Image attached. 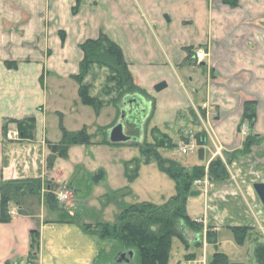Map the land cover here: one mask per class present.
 Here are the masks:
<instances>
[{"label":"crops","instance_id":"1","mask_svg":"<svg viewBox=\"0 0 264 264\" xmlns=\"http://www.w3.org/2000/svg\"><path fill=\"white\" fill-rule=\"evenodd\" d=\"M75 6L76 0H53L51 4L49 0H0V184L28 179H41L43 184L40 195L9 204L10 222H0V264H28L36 235V264L124 262L122 256L127 252L116 241L84 230L105 223L74 224V214H58L61 209L51 208L48 203L51 188L46 185L52 184L58 192L67 190L73 196L71 205H77L78 190L76 181H72L75 172L89 169L94 174L90 184L99 185L108 179V168L117 163L108 161L109 157L132 147L103 144L102 130L119 122L117 110L105 107L96 114L81 103L79 85L73 80L84 57L80 46L100 34L121 48L136 86L151 104L147 119L136 128L141 135L158 129L178 144L176 135L195 128L199 131L195 136H205V146L200 149L205 151L206 164L220 157L235 167L249 158L259 167L258 175L264 174V0H238L236 7L224 0H81L78 14L73 15ZM196 50L207 54L202 63L191 59ZM160 84L166 87L157 92L155 88ZM247 103L255 104L256 121L250 134L259 142L248 156H243L245 140L240 127ZM27 120L34 121L31 140L22 139L17 128V123ZM61 128L69 133L86 129L91 145L71 148L68 159H57L50 170L49 145L61 143ZM12 132L19 133V138L10 139ZM162 151L163 158L176 161L175 155ZM93 152L108 164L90 161L86 156ZM132 160L118 161L123 176L126 164ZM137 160L141 162L137 179L128 183L126 190L122 191L125 187L121 185L100 192V200L106 202L102 201L99 209L120 215L124 207L114 209L110 196L117 198L122 193L126 200L140 198L133 205L156 206L165 205L176 195L173 186H165L169 192L165 190L166 194L150 190V168L159 169L156 163L144 164L141 153ZM144 173L146 184L138 196L134 187L143 180ZM237 177L219 183L208 179L206 190L197 188L201 196L189 198L187 203H193L197 212L187 210L189 217L212 228L218 236L221 229L252 226L258 216L263 221L264 207L254 188L248 190L245 181ZM150 195L157 203L150 200ZM202 197L205 210L199 216ZM73 227L83 238L63 239ZM184 233L188 239L193 234L187 229ZM192 238L195 243L189 241L188 252L184 248L182 264H195L203 258L195 255L201 236L193 234ZM110 252L117 253L112 256ZM187 255H195V259H187ZM231 261L253 264V259Z\"/></svg>","mask_w":264,"mask_h":264},{"label":"trees","instance_id":"2","mask_svg":"<svg viewBox=\"0 0 264 264\" xmlns=\"http://www.w3.org/2000/svg\"><path fill=\"white\" fill-rule=\"evenodd\" d=\"M229 6L236 7L238 0H225ZM81 7V0H76L73 15H77ZM64 35L62 40L64 41ZM83 52V60L80 64V72L73 77L79 85V97L81 103L93 108L99 114L105 107H114L118 113V120L121 118L122 109L118 104L124 102V98L135 95L146 96L144 92L136 86L129 71V66L124 59L121 48L111 41L106 35L100 34L95 40H88L80 46ZM191 55V53H190ZM190 58V56H189ZM106 71L105 83L100 94L93 92L94 85L88 82L90 77H97L96 74ZM244 121H249L250 131L256 121V111L254 103L245 105ZM117 124V122H116ZM114 124L113 126H115ZM33 120L17 123V128L22 139H33ZM112 126V127H113ZM8 125L5 127L7 129ZM111 127V128H112ZM103 129L105 141L103 144L109 146L107 133L109 129ZM62 130V141L57 145H49L50 155L47 159V166L51 170L57 159L67 160L69 151L76 146L91 145V140L86 129L77 133H69L64 128ZM139 132H133L138 135ZM153 143L145 142L130 143L132 147H137L141 153L144 164L156 163L159 171L167 175L174 183L176 195L165 205L156 206L150 203H142L122 208L118 222L114 225H100L97 228L84 227L87 233L98 234L102 239L116 241L126 252H133L138 257L139 264H170L172 260L173 240L178 239L188 252L190 243L184 233L187 229L191 233L200 234L204 237V226L192 220L187 212V203L190 195L196 192L194 184L203 181L204 178L212 182H225L229 179L226 164L219 158L213 160L208 172L204 168H194L190 172L182 168L176 161L163 158L159 151H174L178 145L167 136L155 129L151 132ZM198 146H205V136H196ZM258 139L251 134L245 140L243 153H248L250 148ZM141 162L137 159L126 164V177L132 183L138 177ZM41 179H28L9 181L0 184L1 198V223H9V204L20 203L26 196L40 195L42 190ZM51 188L48 203L51 208H55L58 203L55 188ZM237 244H242L246 239L247 228L229 227ZM217 233L208 228L206 231V243L211 246L217 245ZM199 245V244H198ZM39 249V237L34 236L31 242V253L28 264H36ZM195 255H187V259L194 258ZM253 264H264V247L257 251ZM195 259V258H194ZM132 261V260H131ZM122 262L121 264H132V262ZM208 264H231L230 260L219 252H214L208 260Z\"/></svg>","mask_w":264,"mask_h":264},{"label":"rangeland","instance_id":"3","mask_svg":"<svg viewBox=\"0 0 264 264\" xmlns=\"http://www.w3.org/2000/svg\"><path fill=\"white\" fill-rule=\"evenodd\" d=\"M51 2H53V0H49V4H51ZM225 2V0H224ZM226 4V3H225ZM199 50H196V52ZM207 57V54H205ZM205 57V59H206ZM192 59V57H191ZM97 77H90L88 79V82L94 85V89L93 92L95 94H100V91L105 83V77H106V71L100 72L99 74H96ZM119 107L122 109V102H120V104H118ZM112 107V106H110ZM120 121V119H119ZM244 126H248V128L250 127V123L249 121H244ZM192 130V131H191ZM131 132H135L130 129L127 130L128 134H131ZM197 132H199L197 129L195 128H188L187 131H185L184 133H182V135H176L175 136V140L177 141L178 139V148L172 152L168 151L166 152L167 154H170L172 156H174L176 162L185 170L187 171H191L194 168H204L206 171V174L208 172L209 169V165L206 164V162H199L198 161V155H189V156H182L180 155V148L185 145L188 144L190 141H197L196 138V134ZM137 138L141 139V142H145L147 141L148 143L152 144L153 143V138L151 136V134H144V135H137ZM258 141H255L254 145L250 148L248 153H242L245 154L243 156H248L252 149L258 144ZM125 146H131L130 144H127ZM200 149V148H199ZM161 152V154H165L162 150L159 151V153ZM259 152V151H258ZM257 152V153H258ZM217 153V152H216ZM254 153L256 155V148L254 150ZM88 154V153H87ZM115 156H111L109 157L108 161L111 159H113L115 162L118 163V161H122V160H132V159H138L140 158V153H139V149L135 148V147H130V149H128L127 151H117L114 153ZM160 154V155H161ZM89 155V154H88ZM94 155V157H93ZM93 155L91 154L90 156H86L88 159H90V161H92L93 163H96L97 165H107L108 161L107 160H103V158L100 156V154L93 152ZM220 160H222L220 157H217ZM112 160V161H113ZM112 161L110 163H112ZM113 161V162H114ZM223 161V160H222ZM256 162V161H255ZM115 163L113 165H111L108 169H109V177L106 181L100 183L99 185H95V184H90V178L94 175L91 174L89 169H83V168H79L76 172H75V176L72 178V181H76V186H77V190H78V195L76 194L75 196H77V200L79 204L76 205V203H70V201H73L72 199V194L70 193L67 202L62 205L59 206L57 205L55 207V209L60 210L57 213L60 215L65 216V214H74L75 218L72 219V221L74 222V224H76V222H85V221H92V223H101V224H109V225H114L118 222V218L119 215L114 212L111 211H104L101 210L99 208H101L102 205V201L105 200H100V192L102 193L104 190L105 191H109L113 190V187H121V185H124L125 188H122L123 190H126V187H130L128 183H130L127 180L126 176H123V172L121 170V163H120V169L118 168V164ZM225 164V162H224ZM255 166V167H253ZM155 167H151L150 170L153 171V177L149 179L147 186L151 189H157V191L161 192L163 191L164 194L165 193V186H173L174 187V183L171 182L166 176L162 175L158 170L155 171L156 169H154ZM226 168L229 174V179L232 176H238L237 178L241 181H245V188H247L248 190H253V184H258V183H262V180H264V174H260L258 175V168L255 164H254V160L253 159H249L248 161L245 163H242L239 166H229L228 164H226ZM261 168V166H260ZM126 175V173H125ZM263 175V176H262ZM149 177L151 176V174L148 175ZM145 177H147L144 173V178L143 180L134 187L135 191H137V195H139L140 193V189L142 186H144L146 184V182H144L146 179ZM204 179H208L207 175ZM204 181V180H203ZM243 181V182H244ZM199 182V181H197ZM244 184V183H242ZM46 185H52L50 183H46ZM53 186V185H52ZM243 186V185H242ZM48 187V186H47ZM194 187L198 189H201L200 187H196L194 184ZM53 188H55L54 190H52V192H58V188L53 186ZM167 191V190H166ZM139 192V193H138ZM168 192V191H167ZM119 193V192H118ZM117 193V194H118ZM169 193V192H168ZM48 194V191L46 192L45 190V195ZM121 194V193H120ZM124 194V193H122ZM116 195L117 198L115 196H110L112 202L114 203L113 205L115 206L114 209H117V207H129L131 205H133L134 201H136V199L140 198H130V200H126L123 198V195ZM126 194V193H125ZM49 195V194H48ZM127 196V195H124ZM116 198V199H115ZM204 197H202L200 200V210H199V216H203L204 210H205V204L203 202ZM117 200V201H116ZM150 200L151 201H156L155 203H157V199L155 197H152V195H150ZM106 202V201H105ZM123 205H126L123 206ZM62 207V208H61ZM187 210H189V212L191 214H194L193 212H197L195 209V206L193 205V203H191L190 205L186 206ZM67 210V211H65ZM119 210V209H118ZM188 212V211H187ZM193 217L195 218L196 216L193 215ZM192 219V218H191ZM193 220V219H192ZM195 221V220H194ZM199 224H202L204 226V237L202 236L199 243V246L195 247H200V249H198L196 251V257H198V259H200L201 257L206 256L207 260H209L208 258L211 257V255L214 254V252H219L223 255H225L230 262L231 258L232 259H241L243 261H250V259H255V253L257 251H259L260 249H262L264 247V220L262 221V219H260V217L258 216L257 220L254 221V224L252 226H246L245 228H247V233H246V239L242 244H237L236 241L233 238V234L228 230V228L226 229H221L219 236L217 237V245L211 246L209 244L206 243V231L208 230V228L210 227H206L201 221H196ZM91 223V222H90ZM73 231L70 233L69 236H62L63 239H80L83 238L82 234L76 230L75 227L71 228ZM213 230V229H212ZM215 232V231H214ZM58 233V231H57ZM196 234V233H193ZM193 234L189 237V241H191L192 243L195 241L193 237ZM196 235H200V234H196ZM218 242L220 243V250L218 249ZM190 243V242H189ZM195 243V242H194ZM191 245V244H190ZM113 253H117V252H110V254ZM129 253V252H127ZM126 253V254H127ZM204 254V255H203ZM206 254V255H205ZM116 254H113L112 256H114ZM184 256V246L183 244L178 240V239H174L173 240V248H172V260L173 264H182L183 263V257ZM128 258V256H127ZM120 259V258H119ZM132 264H139L138 263V257L133 253V259H132ZM180 260V262L178 261ZM126 262V260H124V263ZM255 262V261H253ZM98 264H101L100 262ZM105 264V263H104Z\"/></svg>","mask_w":264,"mask_h":264},{"label":"water","instance_id":"4","mask_svg":"<svg viewBox=\"0 0 264 264\" xmlns=\"http://www.w3.org/2000/svg\"><path fill=\"white\" fill-rule=\"evenodd\" d=\"M165 84H160L155 88L157 92L162 91L165 88ZM124 109L121 111V121L113 126L107 133V139L109 143L113 145H127L130 143L140 142L141 139L128 136L125 132L124 122L130 121L134 125L141 127L143 122L147 119L151 110V104L141 95L126 97L123 102ZM198 158L200 161L205 159L204 149H200L198 152ZM261 204L264 207V183H258L253 186ZM201 192H193L190 198L200 197ZM128 256V258H127ZM133 259V252H129L122 256V260H126L127 263ZM239 264V263H232Z\"/></svg>","mask_w":264,"mask_h":264},{"label":"built area","instance_id":"5","mask_svg":"<svg viewBox=\"0 0 264 264\" xmlns=\"http://www.w3.org/2000/svg\"><path fill=\"white\" fill-rule=\"evenodd\" d=\"M205 53L202 50H199L197 52H195V54L193 55V60L199 64L202 63L205 60ZM240 135L242 136V138L246 139L249 136V128L248 126H244V124L241 127V131H240ZM10 139H17L19 138V133L17 132H12L9 135ZM199 149L198 143L197 141H190L188 144H185L181 147L180 149V153L182 156H189V155H195L197 154ZM218 154H220V150H218ZM196 187H200L203 188L204 190L207 189L208 186V180L205 179L204 181H199L195 183ZM70 193L68 191H61L59 193H57L56 196V201L58 203V205L62 206L64 205L69 197ZM195 264H208L206 257H203L198 263Z\"/></svg>","mask_w":264,"mask_h":264},{"label":"flooded vegetation","instance_id":"6","mask_svg":"<svg viewBox=\"0 0 264 264\" xmlns=\"http://www.w3.org/2000/svg\"><path fill=\"white\" fill-rule=\"evenodd\" d=\"M124 125H125V132H126L127 128H130V126H131V128H130L131 130L133 129V131H137L136 128H137L138 126H137V125H134L133 123H130V121H127V122L125 121V122H124ZM137 132H139V131H137ZM126 134H127L128 136H131V137H135V138H137V135L134 136V135H133V132H131V134H128V133L126 132ZM138 135L141 136L140 133H139Z\"/></svg>","mask_w":264,"mask_h":264},{"label":"bare ground","instance_id":"7","mask_svg":"<svg viewBox=\"0 0 264 264\" xmlns=\"http://www.w3.org/2000/svg\"><path fill=\"white\" fill-rule=\"evenodd\" d=\"M125 99V98H124Z\"/></svg>","mask_w":264,"mask_h":264}]
</instances>
